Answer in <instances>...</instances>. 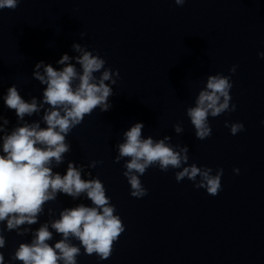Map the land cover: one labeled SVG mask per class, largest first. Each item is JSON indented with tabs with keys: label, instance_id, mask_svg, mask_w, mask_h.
<instances>
[{
	"label": "clouds",
	"instance_id": "obj_1",
	"mask_svg": "<svg viewBox=\"0 0 264 264\" xmlns=\"http://www.w3.org/2000/svg\"><path fill=\"white\" fill-rule=\"evenodd\" d=\"M20 0H0V9L15 10ZM185 0H175L182 6ZM85 33H81L83 37ZM74 51L80 53L75 57L76 64L82 71L78 72L67 54L62 55L58 63L65 65L57 70L51 64L43 61L35 65L33 77L46 85L43 91V103L38 105L35 98L26 102L17 87L12 85L7 89L4 104L14 110L19 120L38 113L44 104L49 106L42 119L46 127L39 122L24 123L16 127L10 134L3 135L2 154H0V222L6 221L8 231L19 226L37 223V217L44 211V205L54 201L57 194H65L76 198L86 193L92 202L91 207L83 204L70 209H64L60 218L51 223V228L61 235L54 246L49 243L53 233L47 223L34 233L31 243H21L15 250L12 260L22 264H77V256L81 247L86 255L95 254L102 260L112 255L116 241L125 231V225L116 213L106 195L104 184L99 178L82 179L81 170L69 162L66 174L53 173V161L57 165L63 162V154L70 150L66 137L84 118L91 115L97 108L101 112L108 111L112 105L109 97L113 89L109 85L116 84L115 73L105 68V60L92 51L86 50L80 44L72 45ZM264 57V52L258 54ZM43 67V74L40 72ZM236 66L230 69L235 73ZM100 73L99 77L94 75ZM233 87L230 76L223 74L209 75L206 87L201 89L195 100V106L187 108V116L195 129V136L204 140L212 133L209 116L215 118L225 112L236 110L231 104L230 90ZM4 119V124H7ZM232 135L244 130L242 123L225 122ZM144 124L137 122L124 133V142L117 145L116 163L125 159L123 175L130 185V194L135 198L147 195L140 177L148 168L158 166L161 171L169 168L182 169L175 173V179L180 182L187 178L196 188H204L211 196H216L221 190L223 169L219 168L213 174L210 167H198L195 163L188 164L189 149L185 146H172L171 137L154 140L152 137L142 138ZM176 133H182L180 124L174 125ZM4 131L0 126V133ZM179 150H176V149ZM102 161H93L95 167ZM186 165V166H185ZM239 172V169H234ZM199 177V180L197 178ZM28 229H24L27 232ZM23 235V232H18ZM71 239L79 241V246L71 243ZM5 247V237L0 230V249ZM0 264H4V255L0 252Z\"/></svg>",
	"mask_w": 264,
	"mask_h": 264
}]
</instances>
